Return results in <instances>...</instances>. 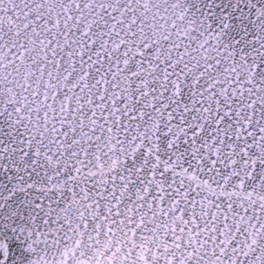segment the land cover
Returning <instances> with one entry per match:
<instances>
[{"label": "snow or ice", "instance_id": "obj_1", "mask_svg": "<svg viewBox=\"0 0 264 264\" xmlns=\"http://www.w3.org/2000/svg\"><path fill=\"white\" fill-rule=\"evenodd\" d=\"M122 215L111 264H264V0H0V264Z\"/></svg>", "mask_w": 264, "mask_h": 264}, {"label": "water", "instance_id": "obj_2", "mask_svg": "<svg viewBox=\"0 0 264 264\" xmlns=\"http://www.w3.org/2000/svg\"><path fill=\"white\" fill-rule=\"evenodd\" d=\"M81 212L82 209L79 203H76L73 205L71 217L73 219H78ZM129 225L130 220L128 215H122L114 221H109L98 233L93 231V226L91 225L87 231L81 229L75 234L69 233L70 239L67 246L70 251L68 255L71 256V249L76 247V241L84 240V242L92 246L91 253L87 254L85 257L87 264H101V261H104L105 264H111L110 258L112 260L118 259L120 256L118 251L119 248L122 245L126 247L125 241L131 238ZM73 227H75V225H73ZM89 234L92 235L91 241L88 240ZM77 260H79V257H77Z\"/></svg>", "mask_w": 264, "mask_h": 264}, {"label": "clouds", "instance_id": "obj_3", "mask_svg": "<svg viewBox=\"0 0 264 264\" xmlns=\"http://www.w3.org/2000/svg\"><path fill=\"white\" fill-rule=\"evenodd\" d=\"M101 264H105V262L104 261H101Z\"/></svg>", "mask_w": 264, "mask_h": 264}]
</instances>
